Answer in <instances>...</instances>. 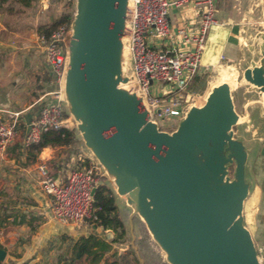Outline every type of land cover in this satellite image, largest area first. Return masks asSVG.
I'll return each mask as SVG.
<instances>
[{"label": "water", "instance_id": "1", "mask_svg": "<svg viewBox=\"0 0 264 264\" xmlns=\"http://www.w3.org/2000/svg\"><path fill=\"white\" fill-rule=\"evenodd\" d=\"M125 2L80 0L65 87L87 118L90 142L114 172L119 173L112 161L119 163L123 192L137 187L148 199L146 220L175 264H262L250 231L238 227L248 184L245 148L231 132L236 114L229 86L215 87L206 107L192 108L172 135L158 131L145 105L117 88ZM260 54V65L245 69L243 81L264 96V32ZM193 152L206 157L211 183ZM259 154L264 156V142ZM181 164L196 171L204 185ZM4 256L0 249V261Z\"/></svg>", "mask_w": 264, "mask_h": 264}, {"label": "rangeland", "instance_id": "2", "mask_svg": "<svg viewBox=\"0 0 264 264\" xmlns=\"http://www.w3.org/2000/svg\"><path fill=\"white\" fill-rule=\"evenodd\" d=\"M77 3L78 0H35L30 7L24 8L18 4H14L16 11L12 13L6 11L0 12V114H4L5 118L9 120L16 118L20 132L24 129V122L20 116L22 114L20 111L27 105L32 96V94L30 95V93H28V90L18 91V69L28 65V63L22 59L21 53H28L30 56V63L33 64L34 67H45V57L37 40L39 30L50 26L61 14L70 13L72 22L65 36L66 43L64 46V57L66 58V45L69 44L72 36L71 34L73 33V22L77 15ZM250 3L251 7L248 13L251 17L250 23L253 24V28H255V26L264 28V0H253ZM129 35L130 26L127 28V33L124 34V38L126 39L123 41V51L120 57V66L116 74V80L120 86L126 87L138 96L137 92L130 88L133 85L135 88L137 82L132 69L131 55L128 50ZM203 60L204 56L200 61V65L203 64ZM222 65L223 66L220 67L221 69L218 68L211 72L203 73L199 79L194 77L190 81L187 86L189 98L186 108L180 117H171L164 121L150 117V121L155 124L158 131L172 135L188 119L192 110L191 106L201 105L203 100L212 91L213 87L222 82H226L222 77V72L228 69L225 66L227 63L224 62ZM236 67L238 72H236L233 67L236 73L235 84L228 85L232 89V98L236 105L235 107L237 111L241 113L242 102L248 97L251 101H254L256 96L254 93L244 92V86L240 82H237V75L238 77L241 76V69L240 66ZM62 77L63 75L58 81L59 84L62 81ZM162 88V83L154 81L149 86L148 92L151 96L157 97L163 93L161 92ZM169 88L171 89L172 87L170 86ZM64 90L63 80L61 84L62 94L59 85H57V92L61 95L67 119L66 124H69L70 128H73V134L77 137L78 142L72 145L71 148L64 147L60 151H57L59 157L62 158L60 167H63V170H67V168L75 162L93 166L98 185L104 184L112 191L119 217L125 226L124 233H121L120 229L112 233L113 236H117V241L113 244L115 256L107 254L108 259H117L119 260V264H137L136 261H138L139 264H175L166 248L162 236L149 226L144 217L150 213L151 205H149L148 199L142 200L141 207L137 208L134 202H129V195L119 193L118 181L115 175L102 162L100 154L93 148L84 130L86 123L77 107L75 97L70 91L68 94ZM243 123L244 122L240 123L236 129L238 130ZM246 139L248 138H242V140ZM258 142L263 143L264 136L259 138L254 137L251 142H247V145L253 148L249 154V163L254 162L255 169L253 173L255 177H259L264 173V156L256 151ZM189 148H194L193 143L192 145L189 144ZM193 155L196 157L205 179L211 183L212 177L208 173V168H206V157L202 154L197 156L195 152H193ZM77 157H80L81 160L76 161ZM63 170L61 174L65 177L66 171L64 172ZM234 171L235 163L228 165L227 175L229 180L233 179ZM50 172L53 174L54 169H50ZM35 189L37 190V194L43 195L42 197L47 199L46 206L41 203L34 209L36 212H40V221L45 222L49 218L47 213L48 209L51 207L52 198L45 193L41 183L36 186ZM261 192L259 185L256 184L251 199L246 201L244 216L242 213V219L238 227L245 226L250 231L256 253L258 257L264 259V234L261 228L263 224L259 226L257 220V213L261 202ZM17 203L18 190L15 189V184L10 181H3V178L0 177V212L2 209L4 210V208L18 210ZM133 216H135V219ZM8 222L9 223L0 227V246L4 249L12 250L13 252L14 248H17V244L15 245L14 242L11 241L15 238L12 239L10 232L6 234L3 233L15 228L11 226L10 221ZM51 225L54 226L53 223H51ZM90 226L91 224L85 221L74 228H86L89 230L91 229ZM258 227L261 228V230L258 231ZM44 228L50 229L51 235L48 236L49 233L47 232L46 237L48 236L47 238L49 241L46 243V248L43 252L45 262H42V264H58L63 262L64 257L69 252V246L73 237H70L66 233H62L60 229L53 231V229H51L52 227H43V229ZM43 229L42 231H44ZM20 232L22 237L20 236L17 240L15 239L16 242H18V246H28L31 241V235H34L36 231L30 232L25 229ZM103 234L105 236L106 233ZM258 248H262L263 251L258 253ZM19 254L18 252V255ZM3 260L4 259L1 261ZM84 263L83 260L75 264Z\"/></svg>", "mask_w": 264, "mask_h": 264}, {"label": "crops", "instance_id": "3", "mask_svg": "<svg viewBox=\"0 0 264 264\" xmlns=\"http://www.w3.org/2000/svg\"><path fill=\"white\" fill-rule=\"evenodd\" d=\"M251 1L253 0H216L217 22L210 26L205 34L200 61L203 56L204 60L202 61L203 64L200 65L199 72L195 78L199 79L203 73L211 72L220 68L223 66L222 64L224 62L227 63V65H225L226 67H234L236 72H238L236 66H240L241 76L238 77L237 75V82H240L244 86V92L251 94L254 93L256 96L254 101H251L248 97L242 102V111L240 113L235 107L236 105L232 98V89H230L228 83L223 82L229 86L233 111L236 114V122L231 127L232 136L234 139L242 143L246 153L244 178L248 187L242 213L244 216L246 201L251 199L254 186L258 184L262 192L257 220L259 226L263 224L261 228L264 234V173L259 177L256 176L257 178L255 177L253 173L255 169L254 162L249 163V154L253 148L252 146L247 145V142H251L254 137L259 138L264 136V96H262L257 90L251 88L249 83L243 81V72L245 69L260 65V44L262 42V33L264 32V28L256 26L253 28V24L250 23L251 17L248 13L251 7ZM167 17L172 35L169 40L164 41L162 46L167 47L171 45L179 50L187 49L189 46L184 43L182 35L185 30L194 29L198 24L199 9L191 1L185 2L179 6L170 5ZM21 57L26 63H28V65L18 69V91L28 90V93H30V95L32 94V96L31 100L28 101L27 105L20 111L22 113L20 116L24 122L23 131H21L18 138H16L14 142H12L6 150L0 154V177L3 178V181H10L15 184V189L18 190V203L16 204L18 210L4 208V210L2 209L0 212V217L3 216L4 213H9L11 215L16 214L18 215V218L21 215H25L26 222L12 224L11 217H9L6 221L0 223V227L10 221L11 226H14L15 228L3 233L6 234L7 232H10L12 239L15 238L16 240L21 236L20 231L26 229L30 232H36L34 235H31V241L28 246H18V242H16L15 239V241L12 240L11 242H14L15 245L17 244V248H14L13 252L12 250L4 249L0 246V249L5 251L4 260L0 261V264L44 263L43 252L46 248V243L49 241L47 237L51 235V230L46 228L43 229V227H52L51 229H53V231L60 229L62 233H66L70 237H73L69 246L68 254L64 257L63 262L58 263L65 264L66 257L70 254L71 245L79 236L94 234L100 238L102 237V239L110 241L115 237L112 234L114 231L108 228L104 229L100 226H90L93 230H88L86 228L77 229L74 228L75 226L73 225L61 224L52 218L51 209H48V220L41 222L39 216L40 212L34 210L38 207V204L43 203V205L46 206L47 203V199L42 197L43 195L37 194V190L35 189V187L41 183V177L38 173L37 165L40 162H45L49 174L52 177L65 178L61 174L63 167H60V161L62 158L59 157L57 151H60L64 147L71 148L72 145H75L78 142V139L74 136L75 141L68 146H46L42 148L36 156H34L35 152L31 147H24L22 145V138L26 124L38 114L39 110L44 105L55 101L57 85L61 88V82L60 84L58 83L59 80L50 70L46 60L45 67H34V65L30 63V56L28 53H21ZM66 120L65 115L63 127L73 130V128H70L69 124H66ZM240 121L244 123L240 125V128L237 130L236 127L242 123ZM242 138L248 139L242 140ZM262 144V142L257 143V152H259ZM77 160H81V158L77 157L76 161ZM53 161H55V164H52ZM50 169H54L53 174H51ZM63 171L65 172L66 169ZM29 216H34L38 221V225H36L34 229H31L28 225L27 219ZM51 223H53L54 226L51 225ZM261 228L258 227V231L261 230ZM42 229L44 231H42ZM47 232L49 234L46 237ZM102 232L106 233L105 236ZM113 244L114 243H112V251H114ZM18 252L20 253L19 255ZM83 260L85 262L84 264H88L87 259H82L81 261Z\"/></svg>", "mask_w": 264, "mask_h": 264}, {"label": "built area", "instance_id": "4", "mask_svg": "<svg viewBox=\"0 0 264 264\" xmlns=\"http://www.w3.org/2000/svg\"><path fill=\"white\" fill-rule=\"evenodd\" d=\"M188 1L199 9L198 24L182 35L189 47L184 50L171 45L163 47L164 41L172 35L167 17L170 5L179 6ZM216 11V0H131L128 50L138 88L144 95L151 118L164 121L180 117L185 110L189 98L187 86L199 72L205 34L217 22ZM67 32L60 26L49 37L39 34L37 38L45 60L58 80L64 72ZM154 81L163 84V93L157 97L148 92ZM64 121V106L56 92L55 101L44 105L26 124L22 145L30 147L39 141L42 132L59 129L64 126ZM20 133L16 118L9 120L0 114V154ZM37 170L45 193L52 198L50 209L55 221L78 226L93 218L94 191L98 185L93 166L74 163L67 168L63 179L52 177L45 162H40ZM257 251L261 253L263 249ZM258 260L264 264L262 257Z\"/></svg>", "mask_w": 264, "mask_h": 264}, {"label": "trees", "instance_id": "5", "mask_svg": "<svg viewBox=\"0 0 264 264\" xmlns=\"http://www.w3.org/2000/svg\"><path fill=\"white\" fill-rule=\"evenodd\" d=\"M34 1L35 0H0V12L6 11L12 13L16 11L14 4L27 8L30 7ZM71 22V14L63 13L56 18L50 26L40 29L39 34H44L49 37L52 31L60 26H64L65 32H67ZM62 45L64 46V44ZM74 141L73 130L66 127H61L59 129L51 128L42 132L39 141L32 144L30 147L34 150V156H36L37 153L46 146H68ZM52 164H55V161H53ZM93 207V218L87 219V222L91 224L92 227L100 226L104 229H111L114 232L120 229L121 233H124L125 226L119 217L113 193L104 184L97 185L95 188ZM9 217H11L12 224L26 222L25 215H21L18 218L16 214L11 215L9 213H4L3 216L0 217V223L6 221ZM133 218L135 219V216H133ZM36 221L37 219L34 216L28 217L27 222L31 229H34L36 225H38V221ZM116 241L117 236L107 241L94 234H89L87 236L81 235L71 245L70 254L66 257L65 264H74L82 259H87L88 264H119V260H109L106 255L107 253H111V256H115V251H112V243ZM136 263L139 264L138 261H136Z\"/></svg>", "mask_w": 264, "mask_h": 264}, {"label": "bare ground", "instance_id": "6", "mask_svg": "<svg viewBox=\"0 0 264 264\" xmlns=\"http://www.w3.org/2000/svg\"><path fill=\"white\" fill-rule=\"evenodd\" d=\"M130 2H131V0H126V2H125L123 28H122V32H121V49H120L119 57L122 56L123 44H124L123 41L126 39V38H124V34L127 33V28L129 26L130 20H131V16H130L131 15L130 14L131 13V5H130ZM77 4H78L77 5V15H76V17L74 19V22H73V33L71 32L72 36H71L70 42H69L68 45H66L67 53H66V58H65L63 77H62V81H61V84H62V82L64 80V89H65L64 91L65 92H66V87H65L66 86V78L68 76L69 65H70V43H71V40H72L74 34L76 33L77 23H78V19L80 17V11H79L80 0H78ZM65 43H66V38H65ZM227 68L228 69H225V71L222 72L223 73L222 77H223V79H225L226 82H228V84L233 85V84H235V78H236L235 70H234L233 67H227ZM217 86L218 85H216L215 87H217ZM215 87H213V89ZM117 88H118L119 91H121L122 93H124L126 95L138 98L140 100V102L146 106L145 100H144V95L141 92V90L138 88V85L135 84V88H134V85L130 87L131 89H134L137 92L138 96L136 94H134L132 91L128 90L126 87L120 86V84H117ZM60 90H61V88H60ZM211 93H212V91L203 100L201 105H193V106H191V108H195V109H203V108H205L206 104H207V101H208V98H209ZM61 94H62V91H61ZM60 97H61V95H60ZM82 117H83V119L85 120V123H86V125L84 126V130H85L86 134H88V121H87V118L84 117V116H82ZM91 144L93 145V148H94V146H95L94 142L93 143L91 142ZM101 160L105 164V166L115 175V177H116V179L118 181V191H119V193L129 195V197H128L129 202H134L137 205V208L141 207V201L143 199H142V196L139 194V192L137 190V187H135V188H133L130 191H127V192H123L121 190V188H122V180H121V167H120L119 163L116 162V161H112L117 166L118 171H119V173H118V172H114L110 168V166H108V164H106V162L103 159H101ZM180 167L186 168L193 175V177L195 179H198L204 185L203 180L201 179V177L198 175V173L196 171L192 170L189 167H185L182 164L180 165ZM144 217L146 218V216H144ZM239 218H240V215H238L236 217V219L234 220V222L232 223L231 226H233L235 223H237Z\"/></svg>", "mask_w": 264, "mask_h": 264}]
</instances>
